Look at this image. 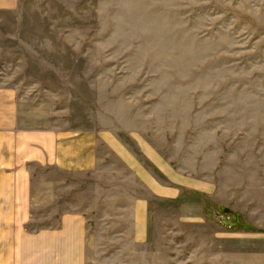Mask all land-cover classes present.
Wrapping results in <instances>:
<instances>
[{"label":"rangeland","instance_id":"1","mask_svg":"<svg viewBox=\"0 0 264 264\" xmlns=\"http://www.w3.org/2000/svg\"><path fill=\"white\" fill-rule=\"evenodd\" d=\"M36 132L96 136L91 172L26 164V228L72 204L83 264H264V0H0V135Z\"/></svg>","mask_w":264,"mask_h":264},{"label":"crops","instance_id":"2","mask_svg":"<svg viewBox=\"0 0 264 264\" xmlns=\"http://www.w3.org/2000/svg\"><path fill=\"white\" fill-rule=\"evenodd\" d=\"M4 139L0 158V264H83L86 244V218L83 212L64 204L57 213V225L28 230L32 217V182L29 162L52 165L69 172H91L98 168L101 154L93 133L36 132L23 138ZM111 141V140H110ZM111 146L117 144L111 141ZM118 155L142 178L154 194L174 196L177 189L160 186L135 165L124 149ZM138 164V163H137ZM46 190H55L52 184ZM58 203H49L58 205ZM131 236H146L147 200L135 198L130 204Z\"/></svg>","mask_w":264,"mask_h":264}]
</instances>
